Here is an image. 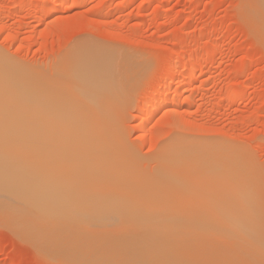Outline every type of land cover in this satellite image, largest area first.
<instances>
[{"label":"rangeland","instance_id":"1","mask_svg":"<svg viewBox=\"0 0 264 264\" xmlns=\"http://www.w3.org/2000/svg\"><path fill=\"white\" fill-rule=\"evenodd\" d=\"M76 45L94 46L112 53L113 67L99 72L105 80H99L97 88L99 93L106 95L107 103L104 116L98 119L96 115V118L99 132L101 135L104 132L108 144L106 149L113 160L109 159L113 166L109 173L113 179L109 180L107 185L112 192L115 191L114 195L117 188V197L120 195V199H125L124 196L127 198L128 194L130 199L127 203L122 199L127 204L128 211L132 214L137 211L143 213L147 206L145 212H151L149 215L157 211L154 214L157 218L171 219L172 228L177 225L190 228L193 222L190 224L188 221V224L186 221L190 218H179L181 221L176 214L188 212L191 202L190 209L193 212L198 211L199 208H195V201L191 198L198 190L204 194L201 192L204 190H200L203 188L202 183L198 177L195 179L200 171L198 165L197 168L188 169L187 166L174 161V157L179 156L178 151L181 150L180 156L184 154L185 159L195 153L192 162L196 161L198 164L195 158L198 159L196 155L202 147H218V151L223 148V153L220 152L224 157L222 159L232 166L229 170L235 174L234 185H237V189H241V195H244L241 199L245 204L242 202V207L236 210H243L242 213L248 214L250 221L247 219V222L251 232L253 231V237L255 235L260 238L257 239L259 242L261 240L264 243V0H0V58L2 57L14 73L22 74L23 79L20 82L24 81L29 86V92L36 91L35 94H39L42 86L50 83L48 86L57 95L55 85L60 80L67 92L72 88L86 92L89 88L87 81L82 78L77 80V84L71 77V69L75 64L72 52L77 49ZM54 77L56 80L47 82L48 78ZM157 103L162 106L158 112L154 109ZM145 105H152L146 113L142 112ZM187 142H190L188 146ZM199 143H204L200 145V149L196 145ZM183 145H186L189 153ZM188 147H191L190 150ZM174 150H177L178 154H174ZM209 152L208 150V155H211L212 152ZM186 163L188 164V161ZM186 168L187 171L184 170ZM181 172L193 176L194 179L189 178L187 174L188 180L184 179L185 174L181 175ZM180 176L191 184L188 183L185 187ZM118 178L124 180L120 182ZM235 178H239V181ZM112 181L114 183H111ZM116 182L119 183L116 185ZM120 185L121 190L118 188ZM187 186H192V189L195 187L196 190L188 191ZM199 193L196 192L194 196H199ZM134 196L136 203L141 204L140 208L131 200ZM200 196L196 198L199 201L204 197ZM188 197L191 202L185 200ZM130 200L134 201L133 206L139 208L138 210L133 206L132 210L130 209ZM183 200L186 203L184 201L183 204ZM159 203L161 204L158 207ZM246 203H249V206ZM148 205H151V208ZM182 207H185L184 210ZM134 209L135 212H132ZM145 212L140 216L146 215ZM250 212L252 217H249ZM151 223L153 225L155 222ZM108 229L105 232L111 231V228L110 231ZM28 233H20L11 222L0 220V264H130L131 259L134 260L131 264L159 263L156 259L160 262L164 259V264H214L222 263L224 257L223 264H227L228 257L233 262L241 263L234 253L230 254L228 251L226 255L227 250L220 252L226 255L224 257L217 253L222 259L215 261L213 255L216 251L213 250L214 254L210 252L213 244H208L210 249L207 246L200 247L202 244L199 243L196 249L198 247L199 250L206 251L207 247L208 252H195L193 248L199 240L194 242L195 244L190 243L192 250H189L187 244L184 245L186 248L178 247L183 252L187 250L183 254L188 255L181 257L182 261L188 258L186 262H179L180 259H177L178 262L172 261L179 253L182 254L179 249L178 253L177 250L172 252L175 250L172 248L171 256L164 251L163 254L167 253L171 257L169 262L170 259L166 255L167 258L157 255L154 260L151 250L149 253L152 257L148 256V253L146 256L144 253L139 256L124 255L126 247L135 244V236L118 243H127L119 255L113 244L111 248L114 250L110 249L111 241L106 242L107 246L105 242V246L101 243L107 252H101L100 244L96 248V243H92L93 247L91 242L87 241L88 244L84 246V241L87 242L86 239L80 238L81 236L79 239L83 242L72 237L70 239L74 241L71 240V244L66 238L71 234L76 235L71 231L63 232L66 237L63 233L59 235L64 237L57 233L53 234L54 237H51L52 234L41 236ZM144 234V237L137 234L138 243L143 241L142 238L144 239L147 233ZM57 236L65 241L59 244ZM52 240H56L53 242L56 249L62 246L65 251H60L61 247L56 250L52 246ZM201 242L206 244L202 240ZM87 245L92 246L93 250H87ZM109 250L113 253L110 254ZM188 250L190 254L187 253ZM129 251L131 250L127 252ZM259 251L260 247L258 254L262 256L259 254L257 257V254H254L253 262L245 263L244 259L242 263L255 264L261 258L264 264V249L261 250L263 252ZM159 252L161 251L156 254ZM209 252L212 255L207 254ZM173 253H178L175 254L176 258H173ZM122 255L128 260H121ZM233 256L237 259L233 260ZM260 262L258 261L259 264Z\"/></svg>","mask_w":264,"mask_h":264},{"label":"bare ground","instance_id":"2","mask_svg":"<svg viewBox=\"0 0 264 264\" xmlns=\"http://www.w3.org/2000/svg\"><path fill=\"white\" fill-rule=\"evenodd\" d=\"M84 46L79 47L76 45L77 49L73 48L74 51L72 52V56L74 58L72 57V59H74L75 64H73L74 67H72L71 69V75H72L71 77L74 78L76 82L79 79L82 78L85 79L89 85V88L87 89L86 92H84V90L83 92H80V90L78 91L72 90L73 88L67 92L66 89L63 87V84L61 83L62 80H60L56 85L54 84L55 93L57 95H55L51 87L48 86L50 85V83L42 86L39 94H35L36 91H34L35 93L29 92L30 90L29 86L26 85L24 81L20 82L23 79L21 78L23 77L22 74L14 73L12 69H9V66H7V64L3 61V59H1L2 57L0 58V220L7 221L8 223L11 222L15 230H17L20 233L29 232L31 233V235H33V233H37L38 235L41 236L42 235L51 236L52 234L51 237H54L55 235L53 236V234L56 233L57 235H59V233H63L67 231L75 232L77 236L71 234L69 235V237H66L64 233L63 235L66 238H68L70 242L71 240H73L70 238L73 237L74 239L77 238L78 240H80L79 237L81 236L80 238L84 240L86 239V242L87 241L91 242V244L89 243L90 245H92V243L94 244L96 243L97 244L95 245L96 248L99 244L100 247H102L101 246L102 242L104 245V242L106 243L111 241L110 249H112V251L114 249L117 252L119 251L118 254L121 252L122 249L124 250L125 248L124 246L127 245L126 242L123 245L119 244L123 247L121 248V246H119L118 243L124 242V239L126 238L128 239L129 237L132 236H135L134 239L137 238L138 240L139 237L136 236L138 235L140 236V234L143 233L141 234L140 237H144L143 236L145 235L144 233H147L145 238L144 239L142 238L143 241L140 240V242L138 243V241L136 240L138 245L136 244L135 241L133 242L135 244L133 243H132L133 245L130 244L131 247L129 248L126 247L127 249H125L124 251L126 250L127 251L131 250V251L129 252L126 251L127 253L125 252L124 255L138 254L139 256V255H143L144 253V256H146L145 254L148 253L149 254V255L147 254L148 256L151 255L154 256V257L151 256L152 258H154V260L156 259L155 257L157 255L158 256L163 255L162 256L163 258L165 255L168 256L167 253L163 254L164 251H167L168 254H170L172 248L173 249L175 248V250L172 252H176V250L179 249L178 247L184 246L185 244H187V246L190 247L189 250H192L191 247L192 244L190 243H194L199 240L200 242H196L198 244L195 243H194L195 245L193 244L195 246V247L193 246L194 247L193 249L197 253L200 250L201 251L204 250V249L199 250L198 247L196 249V245L197 246L200 245L199 243L203 245L200 246L203 248L204 246L208 247V244L210 246L213 244L214 247H216L217 249L219 248L221 250V251L220 250L217 251V249H214V247H212V250H210L211 247L209 246L210 252L213 253L214 251H216L215 254L213 253L214 254L213 257L215 258L214 259L215 261L216 260L220 261V259L228 255L229 253L228 251H230V254L234 253L237 256V258H239L238 260L241 261L240 264H244L242 263V260L244 259H245L244 260L245 263L253 262L255 260V257L253 258V255L257 254L258 257V255L260 254V253L258 254L259 247H260L259 252H263L261 250L264 249V247L263 246L261 247V245H264V243L261 242V240L259 242L258 240L260 238L258 239L257 237H255V235L253 237L252 235L253 231L251 232L248 225L249 222H247V219L249 220V218L247 217L248 214L242 213L244 212L243 210L242 212L236 210L237 208L239 209V207L242 205V202L244 203V201H242L243 199H241L242 197H244V195H241V192H239L241 189L240 190L237 189V185L236 186L234 185L236 184L234 183L235 174L232 173L233 171L231 172V170H229L231 169L230 167L232 166H229L225 162L226 160L224 161L222 159L224 158L222 155L223 148L222 151L221 150L218 151L219 149L217 146H215L217 147V149L214 147H202L200 149L201 147L200 145H203L204 143L203 144L199 143V145L196 144L200 149L199 150L200 152L198 151V155H196V157H198L199 160L195 158L198 161V164H196L197 163L196 161L192 162L195 153L192 154V157L190 156H189L190 158L187 157L189 158V160H187V158L186 159L184 158L183 156L184 154L181 153L182 157L180 156V152H182L181 149H179L181 151H178L179 154L177 150H174V154L177 153L179 155V156L175 155L174 161L181 163V165L183 164L184 166H187V168L188 167L197 168L198 165L199 168L198 170L200 172L197 171L198 175L196 176L195 179H197V177L199 178L198 180H200V182L202 183L201 185L203 186V188L201 187L200 190H204L201 192L205 194L204 195L199 193V190L196 191L197 193H199L198 194L199 196L197 197H201L200 195L204 196L202 200L199 201L198 199H196L197 197L194 196L196 195L195 194L196 192L194 193L192 192L195 189V187L193 186L194 189H192L191 188L192 186L191 187L187 186V189L189 188L188 191H190L191 189L192 190L191 195L193 193L192 196L195 197L193 198L191 196L192 197L191 199H193V201L196 202V203L193 202L194 204H196L194 205L196 206L195 208L197 209L198 207L199 209L198 211L196 210L195 212H193V210L190 209L192 202L191 199H189L188 197V199L185 198V200H187V202L189 201L191 202L189 203V209L192 212L189 209H187L188 212L185 211L184 214L181 213V215L180 214H176V215H179L178 220H181L179 218H184V217L190 218L189 220L186 219V221L187 222L189 221L190 224L193 222L192 223L193 225L196 224L194 226L191 224L190 228L188 227L183 228L179 223L178 224L182 228L178 227V225L172 228L171 219L165 218L161 220L160 218H157V216L154 215L157 211L156 212L154 211L153 214L149 215L151 212L150 213L145 212L147 206L144 208L145 209L144 212L146 215L148 214V216L146 215L140 216L144 214V212L142 213V211L141 213L140 211L139 213L137 211L136 213L132 214L130 213L131 212L130 210H129L130 212L128 211L129 208L126 204L130 199V197H128V194H127L128 199L126 198V196H124L125 199L127 200L122 198L124 201H126L125 203L122 199H120L121 197L120 195L119 197H117V188H116V195H114L115 191L112 192L109 189L107 183L109 182V180L113 179L111 173H109V171H111V168L113 167L109 162L112 159L106 149V146L108 144H106L104 132L102 135L99 132L98 129L99 124L96 115H98V119H99L102 118L105 114L104 110H106V103H107V100L105 98L106 95L105 94L102 95L101 93H99L97 86L99 85L98 84L99 80H103V81L105 80L104 76L99 75V72L107 68L113 67L112 53L108 52L109 50H102L94 46L93 47L92 46L84 47ZM188 67L190 68V66ZM52 79L48 78L47 82H49L50 80H51L50 82L56 80L55 77L53 80ZM40 80L42 81V79ZM45 81L46 80H44V82ZM78 83L79 82H77V84ZM172 100L175 101L174 98ZM155 105L156 108L154 107L153 108L157 109L158 112L161 104L157 103ZM151 106L145 105L142 109V112L146 113L147 111H149V108ZM189 143L187 142L186 145L188 146ZM188 148L190 150L191 147ZM192 148L194 147L192 146ZM208 150L210 151L209 153L212 152L211 155L210 154L208 155ZM169 151L172 150L169 149ZM185 151L189 153L187 147H185ZM230 151L231 150H228V152ZM170 153L173 154V152ZM187 153H185V156ZM187 161L188 164L186 163ZM189 161H191L190 164L192 166H190ZM192 163H195V165H193ZM233 164H235V162ZM187 168L184 170L187 171L189 169ZM192 170L193 169H191V171ZM175 171H177V169ZM195 172L196 169L192 173L193 176ZM180 174L182 175L183 173L181 172ZM186 174H185L186 178L184 177V179L188 180L187 176L189 178L194 179L193 176L190 177L188 174L186 176ZM121 175L119 176L121 177ZM181 177L183 178V176H180L179 178L182 181L181 183H184L183 185H185V187L188 183L191 184L190 181L185 182V180L181 179ZM114 179L116 180V177ZM122 180L119 179L120 182ZM126 180L129 181V179ZM198 180H196V185H198L197 184ZM236 180L239 181V178ZM111 183H114V181H112ZM118 183L119 182H116V185ZM178 183H180V181ZM121 186L122 185L117 187L120 188ZM185 187L184 189H186ZM132 192L134 193V191ZM118 193H120V191ZM121 193H122L121 195H123V191ZM135 199L136 197L134 196V199L131 198V200H134L135 202L134 201L131 202L130 200V203H132L130 205L131 210H132L133 202L136 206H139L140 208L141 204L140 205L137 204ZM185 200H183L182 202L183 204ZM160 204L161 203H159L158 207L160 206ZM248 204L246 203L247 206H249ZM150 206L151 205H148V207ZM143 207L144 206H142V208ZM134 208L136 210L139 209L136 207ZM182 208L184 210L185 207ZM248 208L246 212L248 211ZM135 209L132 212H135ZM245 209L246 208L244 207V210ZM166 210L168 209L166 208ZM137 213L138 215H136ZM250 216H251V212L249 217ZM151 222H155V223H153L152 225ZM107 229L110 232H105V230ZM256 235L258 236L257 233ZM104 238L107 239L104 240ZM253 238L256 239L254 240ZM82 239L80 240V242L82 241ZM201 240L204 241L207 245L203 244ZM32 241H34V239ZM55 241L52 240L51 243ZM61 241L62 239L60 238L57 242H60L59 244H61ZM88 242L85 243L84 241L83 245L86 246ZM258 242L261 243V245H259ZM71 244H73V242H71ZM112 244L115 247L114 249L111 248ZM115 245H118L121 249ZM52 246H54L55 248L54 243L52 244ZM64 246L66 247V245ZM92 246L94 247V245ZM104 246L101 248L102 249L101 252L108 251L106 250V248H104ZM87 247H89L87 250L91 249L90 246L87 245ZM186 247L184 246L182 247V249ZM207 247H206V251H207ZM67 248L69 249V247H66V249ZM58 249H60V251H62V249L63 251H65V248H62V246H59V248H57L56 250ZM92 250L93 249H91L90 251ZM138 250H141L142 252ZM150 250L152 253L150 252ZM153 250L155 252H153ZM179 250L181 251V248ZM222 250H224V252H226L227 250L226 252L227 254L226 253H225L226 255L220 254ZM94 251L93 253H95ZM109 251L110 254L113 253L111 250ZM158 251H161L162 253L159 252V254H156L158 253ZM186 251L187 250H185V252L183 251L181 252L183 254L186 253ZM131 252H136V253H131ZM149 252L151 253V255ZM195 252L193 253L197 255V253ZM210 252L207 254H211ZM49 253L52 252L49 251ZM178 253L175 254L177 255ZM187 253L190 254V251ZM217 253H219V255H222V257L217 256ZM110 254H108L107 257H109ZM182 254L179 253L177 258L176 256L173 257L176 259H173L172 261L180 259L179 262H181L183 259V258L181 259V257L184 255L186 256L188 255V254H183V255ZM124 255L120 256L122 257L120 258L121 260L122 259L126 260L125 258H123ZM52 256H54V254ZM170 256H168V258ZM236 256L235 257L233 256L234 258L233 260L237 259ZM48 257L49 256H47V258ZM118 257L119 256L117 255V258ZM80 258L82 257H79V259ZM224 258L222 259V263L221 262L218 263L223 264V262L225 261ZM79 259H77V261ZM163 260L164 259H162V261ZM185 260L186 259H184L183 261ZM261 260L262 259L260 258L258 261L260 262ZM131 261L132 259L130 260V264ZM155 261H159V263L161 264L165 263V261H163L162 263V261L160 262V260L157 259ZM170 261L171 259L169 260V262ZM186 261H188V258ZM197 261L200 262V260ZM228 261H230V263L233 262L232 259L229 257H228ZM228 261L226 263L230 264ZM258 261H256L257 264H259ZM157 263L158 262H156V264ZM172 263L176 264V262H172ZM218 263L216 262L214 264H218ZM235 263L239 264L234 261L233 264ZM135 264L138 263L136 262ZM260 264H263L262 261L260 262Z\"/></svg>","mask_w":264,"mask_h":264}]
</instances>
